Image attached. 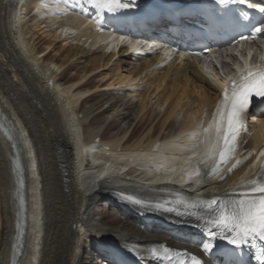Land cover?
Instances as JSON below:
<instances>
[{"label":"bare ground","instance_id":"6f19581e","mask_svg":"<svg viewBox=\"0 0 264 264\" xmlns=\"http://www.w3.org/2000/svg\"><path fill=\"white\" fill-rule=\"evenodd\" d=\"M34 1L0 0V264H13L15 243L20 245L16 264H92L96 249L116 264H125L102 245L108 239L128 248L164 242L183 247L173 238L187 232L171 226L174 215L135 201L175 208L189 196L230 195L264 150V114L241 135L239 156L207 186H160L162 178L158 181L149 170L144 173L148 179L134 176L135 168L122 176L116 173L118 162L142 167L148 159L160 157V152L194 151L199 143L198 129L219 100L220 89L215 85L219 79L209 73L214 83L203 73L213 64L203 67L176 59L162 65L156 56L130 54L126 48L117 53L99 50L98 43L110 34H100L96 21L80 18L68 0H51L48 12L33 14ZM51 29H55L54 37L49 34ZM42 46L45 51L39 52ZM230 63L234 64L233 60ZM68 66H80L82 74L80 81L66 86L62 73ZM87 77L98 79L95 90H83L90 80ZM47 79L53 80V87ZM96 92L101 97L98 104L84 107ZM144 124L147 132L130 143L133 133ZM9 130L14 139L8 138ZM28 138L30 143L25 142ZM97 138L101 143L94 145ZM158 142L166 146L153 154L151 149ZM30 144L36 168L32 167L35 158ZM210 145L211 137L207 147ZM17 153L23 166L22 188L12 172ZM106 153H115L118 160H108ZM88 156L95 162L108 160L105 172L84 166ZM107 173L111 176L103 179ZM101 205L113 224L96 211ZM22 227L23 237L18 241ZM86 247L91 250L84 254Z\"/></svg>","mask_w":264,"mask_h":264},{"label":"snow or ice","instance_id":"6c2138e0","mask_svg":"<svg viewBox=\"0 0 264 264\" xmlns=\"http://www.w3.org/2000/svg\"><path fill=\"white\" fill-rule=\"evenodd\" d=\"M97 9L103 11H115L120 7H129L128 3L120 4L119 0H88ZM229 2H236V0H218V3L223 5ZM244 3L245 0H239ZM259 7L258 5L249 4V7ZM259 11L264 13V7H259ZM99 25V21H97ZM264 33V22L257 23L250 31L249 35H241L240 39L249 40ZM251 55V53H249ZM238 80H231L225 82L221 94V100L216 109V132L219 135L223 131V143L218 152V160L216 166L211 169L209 175L217 173L220 168L227 164L233 157L239 145L242 132L247 131V113L252 105L253 97L264 101V66L255 68L249 67L245 63L243 70ZM8 138L14 139L12 131L7 133ZM16 147V145H13ZM264 156V152L260 153ZM12 172L17 175V185L19 188L23 187V166L20 155L17 153L12 161ZM199 170L194 173H189V178L198 175ZM251 187L247 192L242 193L240 198L233 200L217 201L212 199L210 201H202L209 207L218 205L213 211L215 215L208 218L197 216L198 220H204L207 229L209 242L203 243L204 252H209L214 244L211 242L218 236L220 239H226L229 244L239 248L241 246L250 244L254 240L264 241V183L257 184ZM19 195V192H18ZM247 197V198H245ZM21 204H23V197L20 196ZM146 208H153L160 210L159 203L135 201ZM170 203V202H169ZM195 206V205H193ZM165 211H175L173 208H164ZM183 215L182 213H177ZM191 215H196L191 213ZM19 229V223L17 224ZM213 229H216L214 231ZM20 236H17L19 241ZM19 243L13 244V264H16L15 257L19 254ZM166 256L170 259L175 258L178 264H203V262L194 254H189L187 251H178L171 248H164ZM138 254V253H137ZM152 254H156V248L153 246ZM258 264H264V253L256 257Z\"/></svg>","mask_w":264,"mask_h":264},{"label":"rangeland","instance_id":"374dc122","mask_svg":"<svg viewBox=\"0 0 264 264\" xmlns=\"http://www.w3.org/2000/svg\"><path fill=\"white\" fill-rule=\"evenodd\" d=\"M41 23L42 24H44V25H46L45 23H44V21H41ZM26 27H28V26H26ZM29 27H33V24H30L29 25ZM54 30L55 29H51L50 30V32H49V34H50V36H52V37H54L53 35H55L54 34ZM61 43V41L59 42V44ZM43 51H45L44 50V46H42V48L39 50V52H43ZM79 69H80V66H78L77 68H70L69 66L67 67V69H65V71L62 73V83H66V86H69V85H71V84H73V83H75V82H78V81H80V75L82 74V72L81 71H79ZM75 73V74H74ZM122 75L123 76H128V75H126V73H122ZM87 78H90V80L87 82L88 83V85L85 87L84 86V88H83V90H86V89H96V86L99 84L98 83V79H96V78H92V77H87ZM92 79V80H91ZM107 86V85H106ZM90 87V88H89ZM101 89H104V88H101ZM100 99H101V97L99 96V92H96V93H94L93 94V97H92V99H90V100H88L87 102H85L83 105H84V107L85 106H88V109H91L92 107H94V106H96V104H98V102L100 101ZM83 107V106H82ZM81 107V108H82ZM99 120H98V122L100 123L101 121H103V116L102 117H100V118H98ZM116 131V129H112V131ZM147 130H148V127L146 128V126H145V124L144 125H141V126H139L137 129H136V131L133 133V138L132 139H130V143L131 142H134L135 141V139L137 140L140 136H142L144 133H146L147 132ZM112 131H111V133H112ZM113 131V132H114ZM110 132V130H108L107 131V134L106 135H108L109 136V133ZM104 138H107V137H104ZM96 211H98V213H101V215L103 216V218H106L107 220H109V222L111 223V224H113V222H112V216H110V215H106V213H107V210H106V207L104 206V205H101V207H97L96 208ZM104 212V213H103ZM116 226H118V224H116ZM88 248L86 247V249H84V254L86 253V252H88V251H90L91 249H88ZM85 250H87L86 252H85ZM92 252V251H91ZM94 257H95V261H94V263H92V264H102V263H99V262H96L97 261V257H96V255H95V253H94Z\"/></svg>","mask_w":264,"mask_h":264}]
</instances>
